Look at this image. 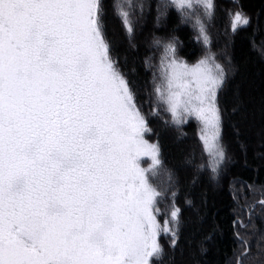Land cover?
I'll use <instances>...</instances> for the list:
<instances>
[{"label": "snow or ice", "instance_id": "6c2138e0", "mask_svg": "<svg viewBox=\"0 0 264 264\" xmlns=\"http://www.w3.org/2000/svg\"><path fill=\"white\" fill-rule=\"evenodd\" d=\"M170 3L194 18L207 48L216 0ZM112 7L131 37L136 5ZM225 14L233 33L251 23L242 9ZM107 16L105 0H0V264H157L162 237L177 244L182 216L171 175L155 182L160 149L146 138L162 113L177 128L200 122L208 157L200 167L213 178L229 162L219 104L227 65L215 54L189 62L178 37L154 38L161 53L158 64L145 60L155 71L142 100L113 51ZM235 236L246 252L248 240Z\"/></svg>", "mask_w": 264, "mask_h": 264}, {"label": "trees", "instance_id": "16d2710c", "mask_svg": "<svg viewBox=\"0 0 264 264\" xmlns=\"http://www.w3.org/2000/svg\"><path fill=\"white\" fill-rule=\"evenodd\" d=\"M114 2L117 0H105L108 38L140 98L147 100L155 69L146 71L145 60L158 64L161 53L153 43L154 38L178 37L180 55L194 62L203 50L193 28L194 18H182L170 0H132L137 21L130 37L114 14ZM161 3L169 4L163 15L157 12ZM216 3L215 19L207 27L209 36L214 38L213 33L217 31L222 39L217 38L222 42L219 48L211 38V47L223 53L228 67V79L219 94V104L229 162L223 173L213 178L207 167H200L206 165L207 159L197 139L196 121L187 119L177 128L164 123L170 120L167 114L150 120L152 131L147 137L158 144L163 165L155 182L164 186L171 175L176 185V202L182 209L178 242L170 247L168 237H162L164 254L157 264H231L241 250L235 233L241 234L243 225L250 224L254 214L248 207L254 208L264 194V0H216ZM140 5L144 6L143 11ZM236 8L250 16L251 23L233 33L225 27L229 21L225 10ZM149 109L146 103L145 111ZM234 180L242 182L235 184V195ZM245 185L260 191L250 193ZM239 187L245 188L242 197L238 196ZM237 218L241 223L234 228L233 220Z\"/></svg>", "mask_w": 264, "mask_h": 264}, {"label": "rangeland", "instance_id": "374dc122", "mask_svg": "<svg viewBox=\"0 0 264 264\" xmlns=\"http://www.w3.org/2000/svg\"><path fill=\"white\" fill-rule=\"evenodd\" d=\"M229 24V21H228ZM226 24L225 27L227 29V31L229 30V25ZM208 29V27H207ZM215 29V28H213ZM212 29V30H213ZM223 33V31H222ZM225 33V30H224ZM223 33V35H224ZM214 38H212L210 36V43L208 45V47L206 48L203 44H202V49L198 58L204 56V55H211V54H215L218 59L219 62L226 64V59L225 57H222V54L220 51H216L212 49V44L213 42L211 41V38L213 39L214 43L220 46L219 48H221L222 46V42L220 40V36H218L217 31H215L214 33ZM217 38H219L220 40H218ZM226 39V37H225ZM212 43V44H211ZM218 47V46H217ZM227 65V64H226ZM191 120L196 121L197 123V127H198V140L201 144V148H202V152L204 153V157L208 160V157L206 156L203 147H202V141L200 140V135L202 133V125L200 124V122H198L195 118H189ZM146 138L152 142L146 135ZM206 160V161H207ZM207 164V162H206ZM192 165V164H191ZM199 170V168H198ZM247 190L250 191V193H254L255 191H260V189H256V188H251ZM245 188L244 187H239L238 188V196L242 197L244 194ZM264 200V194L263 196H260L257 199V205H255L254 208L251 209V213L254 214V216L251 218V222L250 224H248V226L243 225V228H241V226H239L241 228V235H243L249 242V246L247 248V251H244V248L241 247L240 252H238V254L231 260V264H239L240 261L243 262V264H264V209H261L258 205H259V201ZM250 208V207H248ZM249 211V209H248ZM243 220V219H242Z\"/></svg>", "mask_w": 264, "mask_h": 264}]
</instances>
